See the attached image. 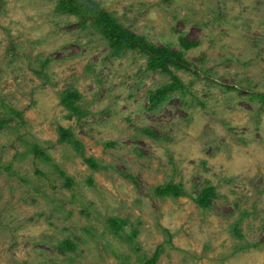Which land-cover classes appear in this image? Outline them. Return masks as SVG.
I'll use <instances>...</instances> for the list:
<instances>
[{
    "label": "rangeland",
    "instance_id": "obj_1",
    "mask_svg": "<svg viewBox=\"0 0 264 264\" xmlns=\"http://www.w3.org/2000/svg\"><path fill=\"white\" fill-rule=\"evenodd\" d=\"M93 1L197 73L172 67L184 89L152 109L172 80L146 56L111 55L58 0H0V264H264V0ZM167 183L184 195L155 196Z\"/></svg>",
    "mask_w": 264,
    "mask_h": 264
},
{
    "label": "trees",
    "instance_id": "obj_2",
    "mask_svg": "<svg viewBox=\"0 0 264 264\" xmlns=\"http://www.w3.org/2000/svg\"><path fill=\"white\" fill-rule=\"evenodd\" d=\"M59 9L61 12L68 15L74 16L78 19L82 30H92L101 36V38L106 41L109 49L111 50V55L115 57L121 56L122 53L126 52H139L147 57V71L149 72H160L171 78L172 83L170 85L164 86L157 91L151 93L149 97L150 106L155 109L160 104L165 102L171 97L176 90H183L184 86L181 81L172 73L171 68L182 69L192 73H197V71H190L189 67L183 59L182 52L171 51L169 46L158 47L148 43L145 39L131 33L129 30L118 25L113 16L107 11L101 9V7L93 0H58ZM181 45L185 49H191L197 46V43H187L182 39ZM43 66L46 63H42ZM60 106L67 112V120L79 121L81 118L86 116V112L81 110L77 105L78 101H81L80 95L71 89H65L61 94H59ZM258 98L264 99V94L255 95ZM4 124L0 121V127ZM150 137L154 138L152 132L145 131ZM58 143L70 146L73 151H77L78 155L83 159L84 163L93 171L99 170V162L92 157L86 158L83 154L82 145L75 138L72 130L70 128L58 127ZM111 145L113 143H106ZM105 144V145H106ZM31 150L35 155L40 157H45L44 152L33 146ZM62 177H67L65 173L60 172ZM70 179H66L65 186L70 187ZM155 196L165 198V197H180L184 193L180 185L173 183H167L163 186H158L155 189ZM214 196V188L209 187L203 189L198 195L196 203L203 208L209 206L211 198ZM112 226L117 230L122 221L118 219H110ZM236 236H239L235 231ZM133 236V234H132ZM65 248L71 250L74 248V244L71 241L65 240L60 244L59 249L65 251ZM160 251L157 250L155 255L144 261L145 264H155Z\"/></svg>",
    "mask_w": 264,
    "mask_h": 264
}]
</instances>
